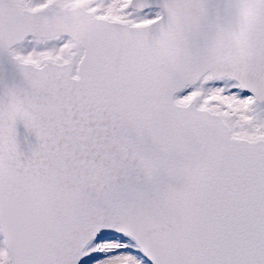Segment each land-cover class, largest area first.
I'll return each mask as SVG.
<instances>
[{
  "label": "snow or ice",
  "instance_id": "obj_1",
  "mask_svg": "<svg viewBox=\"0 0 264 264\" xmlns=\"http://www.w3.org/2000/svg\"><path fill=\"white\" fill-rule=\"evenodd\" d=\"M0 264H264V0H0Z\"/></svg>",
  "mask_w": 264,
  "mask_h": 264
},
{
  "label": "water",
  "instance_id": "obj_2",
  "mask_svg": "<svg viewBox=\"0 0 264 264\" xmlns=\"http://www.w3.org/2000/svg\"><path fill=\"white\" fill-rule=\"evenodd\" d=\"M18 138L22 150L26 151L30 145L34 144V139L26 134L22 127L18 128Z\"/></svg>",
  "mask_w": 264,
  "mask_h": 264
}]
</instances>
